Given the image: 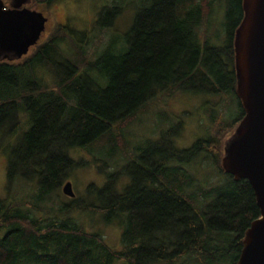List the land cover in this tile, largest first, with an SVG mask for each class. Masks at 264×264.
Returning <instances> with one entry per match:
<instances>
[{
  "label": "trees",
  "instance_id": "trees-1",
  "mask_svg": "<svg viewBox=\"0 0 264 264\" xmlns=\"http://www.w3.org/2000/svg\"><path fill=\"white\" fill-rule=\"evenodd\" d=\"M139 1L127 29L110 34L92 58L86 59L78 35L57 25L19 60H0V134L25 128L7 156L6 188L20 180L34 186L25 197L0 198V264L237 263L245 232L259 217L249 182L234 180L220 166L222 142L244 115L235 92L233 47L242 0L228 2L226 35L217 47L196 30L216 0ZM117 5L113 0L101 11L99 29L121 15ZM184 89L231 98L224 111L205 110L208 136L180 148L174 128L160 130L109 174L127 176L123 191L108 183L97 190V203L74 198L68 208L41 206L77 165L70 149L122 141L123 129L146 101ZM201 160L211 167L205 177L216 175L214 183L196 176ZM74 205L118 222L120 247L73 221L68 213Z\"/></svg>",
  "mask_w": 264,
  "mask_h": 264
},
{
  "label": "rangeland",
  "instance_id": "rangeland-1",
  "mask_svg": "<svg viewBox=\"0 0 264 264\" xmlns=\"http://www.w3.org/2000/svg\"><path fill=\"white\" fill-rule=\"evenodd\" d=\"M112 1L55 0L51 4L45 5L41 3L34 4L30 0L27 8L41 11L47 17L45 30L42 32L38 42L45 39L57 25H67L70 35H78L76 39L86 45L87 54L85 56L87 59V57L92 58L95 56L108 44L110 34L114 33L117 37L121 36L141 3L139 0H115L122 7L121 15H114L112 27L99 29L97 24L99 14L105 7L111 6ZM231 1L216 0L209 17L204 19L196 29L200 38L204 36L209 39V45L212 47H217L223 43L228 22V16L226 15L227 4L228 2L231 3ZM107 19L110 20L112 18L107 17ZM33 48V46L30 47L28 52ZM73 50L71 53H73ZM184 90L168 91L146 101L147 106L144 109H140L136 118L123 129L124 137L122 141L96 145L95 142L88 147L70 149L68 152L77 165L68 174L67 178L63 180L62 185L66 181H70L74 196L65 195L62 192L61 185V188L53 191L41 206H44L46 210L50 209L52 211L61 205H66L65 207L68 208L67 206L72 205L70 203H73L71 200L74 198L76 200L80 199L84 203H97V190L108 183H111L118 192L123 191L125 183L128 182L127 176L118 174L116 177L110 178L109 174L116 172V170L119 171L121 167L133 159L135 153H137L135 148H144L146 139L156 137L159 135L160 130H166L169 127L174 128L177 133V136L174 137V142L180 148L189 147L196 139L208 136L207 129L210 130V127L206 119L205 110L208 106H213L224 111V105L227 102L230 103L231 98L230 100L226 99L225 96H219L217 93L206 94L187 91L190 89ZM233 103L235 104L234 100ZM20 130L18 129L12 134H0V198H7L10 194L14 196L24 195L23 197H25L34 189V186L22 180L13 182L9 191L6 188L7 156L11 146L17 141L25 128L21 127ZM113 144H115L114 148L118 150L114 154L110 152ZM196 166L197 171H199L196 176L200 181H206L209 184L215 182L216 175L208 173L207 178L205 177V173L211 170L207 161L201 160L197 162ZM75 207L74 205V209L68 213L73 221L81 223L86 231L100 233L109 246L120 247L121 225L118 222L114 219V221L106 222L101 214L85 213ZM32 213L37 215L36 211H32Z\"/></svg>",
  "mask_w": 264,
  "mask_h": 264
},
{
  "label": "water",
  "instance_id": "water-1",
  "mask_svg": "<svg viewBox=\"0 0 264 264\" xmlns=\"http://www.w3.org/2000/svg\"><path fill=\"white\" fill-rule=\"evenodd\" d=\"M30 0H0V60L26 55L45 30L47 17L27 8ZM243 15L235 29V92L244 110L229 137L223 141L220 166L234 180L251 185L259 217L242 240L236 264H264V0H242ZM62 192L74 196L70 181Z\"/></svg>",
  "mask_w": 264,
  "mask_h": 264
},
{
  "label": "bare ground",
  "instance_id": "bare-ground-1",
  "mask_svg": "<svg viewBox=\"0 0 264 264\" xmlns=\"http://www.w3.org/2000/svg\"><path fill=\"white\" fill-rule=\"evenodd\" d=\"M10 2H11V0H9L8 2L4 0V3H7V6H9V3H10ZM228 137H229V136H228ZM228 137H227V138H228ZM227 138H226V139H227ZM226 139H225V140H226ZM225 140H224V141H225Z\"/></svg>",
  "mask_w": 264,
  "mask_h": 264
}]
</instances>
